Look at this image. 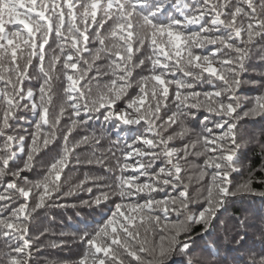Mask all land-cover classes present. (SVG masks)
Segmentation results:
<instances>
[{
  "label": "snow or ice",
  "instance_id": "obj_1",
  "mask_svg": "<svg viewBox=\"0 0 264 264\" xmlns=\"http://www.w3.org/2000/svg\"><path fill=\"white\" fill-rule=\"evenodd\" d=\"M172 8L175 11L169 14ZM259 8L256 0H0V238L7 249L0 264H32L28 224L33 212L48 207L60 192L62 173L76 149L89 140L85 136L70 145L77 125L87 123L80 119L82 113L88 116L104 109L105 122H117L118 130L125 126L135 138L126 143L122 162L117 160L120 175L115 184L81 202L101 206L113 196L120 201L93 232L80 235L85 251L77 264H143V254L149 249L140 229L147 234L146 224L158 226L162 218L167 221L175 213L177 220L161 228L167 235H161L158 249H152L154 264H167L172 255L188 254L193 225H202L207 232L230 199L245 194L264 196L252 188L251 176L235 188L230 179L238 171L239 121L264 116V94L256 96L247 110L237 98L246 62L255 45L264 41V0ZM145 47L149 54L137 60L136 54ZM205 48L208 54L195 51ZM101 60L107 61L103 72L98 64ZM145 66H150L148 74L134 80L136 70ZM33 67L38 72L35 78L42 80L38 95L32 87L25 88V82L34 78ZM58 67L61 71L56 75ZM60 75L66 81L64 103L54 112L53 80ZM102 76L110 77L109 82L93 95L90 81ZM216 81L221 82L219 87ZM205 82L212 90H195ZM134 86L138 91L132 96L129 90ZM120 101L123 108H118ZM169 102L175 111L166 115ZM69 109L71 126L61 133ZM201 110L208 115L199 138L182 149L171 146L175 139L190 134L187 121ZM25 113L37 118L35 122ZM213 116L218 119L209 127ZM142 124L148 126V135H137V126ZM173 125L179 131L167 134ZM59 135L61 151L43 175L36 180L23 175L36 168L40 154L57 143ZM94 142L98 144L99 139ZM190 151L205 157L201 177L210 176L198 212L189 210L193 200L187 185L178 196L169 193L155 199L152 195L181 188L180 162L187 160ZM21 158L22 164L17 163ZM158 161L163 166L156 170ZM141 177L146 180L141 182ZM100 179L85 177L65 195L77 190L91 194L93 188L86 185L91 182L99 188ZM141 194L148 196L143 203L139 202ZM19 198L23 202L13 207ZM259 264H264V257Z\"/></svg>",
  "mask_w": 264,
  "mask_h": 264
},
{
  "label": "trees",
  "instance_id": "obj_2",
  "mask_svg": "<svg viewBox=\"0 0 264 264\" xmlns=\"http://www.w3.org/2000/svg\"><path fill=\"white\" fill-rule=\"evenodd\" d=\"M189 3H191V0H189ZM256 4L259 11L260 0H256ZM174 11V8L170 9L169 14ZM192 30H195V26H192ZM53 47H55V44H53ZM195 51L208 54L209 49H197ZM148 54L149 50L145 47L142 52L136 54V59H142ZM246 63L247 71L243 75L244 83L237 91V98L243 110H247L251 106V101L256 96L264 94V41H260L255 45L252 55ZM98 64L102 72L107 70L106 60H101ZM148 67L150 66H145L142 70L137 69L134 80H139L140 76L148 74ZM30 71L34 78L25 82V88L32 87L38 95L42 80L35 78L38 76L36 67H33ZM60 71L61 69L58 67L56 75H59ZM95 74L94 70L91 75L95 76ZM109 79L108 76H102L99 80H91L89 86L92 88L93 95L104 90V86L109 82ZM84 83V81H81V84ZM220 84L221 82L216 81L218 87ZM64 87H66V81L62 75L59 79L54 78L52 93V110L54 112H58L64 103ZM195 90L198 92L210 91L212 85L207 82L198 84ZM84 91L87 92V88ZM137 91L138 89L135 86L129 90L132 96L136 95ZM123 107L124 102H118V108ZM171 111H175V107L169 102V109L165 114H171ZM104 114V109H101L99 113H90L88 116L81 114L80 119L86 120L87 123L77 125L70 137V145L85 136L89 137V140L76 149L68 167L62 173L60 192L48 202V207L35 210L31 216L27 239L33 242L32 264H77L85 251V245L79 239L80 235L84 232H93L98 224L103 223L104 219L111 214L109 209H114L115 204L120 202L118 197L113 196L101 206H89L81 203L93 199L100 190L107 191L109 185L115 184L117 177L120 175L117 160L122 162V152L127 150L126 143H131L135 138L129 136L125 126L121 125L118 130L116 127L117 122H105ZM24 115L33 123L37 119L32 117L30 113ZM207 115L208 113L201 110L197 113L195 119H189L187 126L191 130L190 134L184 139H175L171 142V146L182 149L185 144L196 141L203 129L202 121ZM216 119L218 118L210 117L208 126L211 127V121ZM21 123L25 128L30 129L27 122L22 121ZM70 126L71 110L69 109L61 122V133ZM137 127V135H148L147 125L142 124ZM175 131H179V129L173 125L167 134H172ZM94 139H99V143H95ZM237 142L240 145L236 164L238 171L233 172L230 177L233 188L246 182L251 176L253 179L252 188L257 193L264 192V183L257 182L264 180V171H262L264 169V116L257 115L241 119L237 129ZM62 145V135H59L58 142L50 145L49 149L40 154L36 168L31 172L23 173V175L30 180L38 179L43 175L51 160L60 153ZM196 150L200 151L201 147L198 145ZM97 160H103V163H97ZM204 160L203 155H196L195 152L190 151L187 160H181L180 162L183 168L181 188L175 192L169 188L165 192L153 193V197L161 199L169 193L178 196L179 190H183V185H187V190L193 200L189 205V210L198 212L203 206V196L207 195L206 189L210 181V176L201 177ZM89 161L92 162L89 163ZM17 163L22 164V158ZM160 166H163V161L157 162L156 170ZM124 174L128 175L129 173ZM85 177L101 178L97 181L100 187L98 188L89 182L86 187L93 188L91 194L86 190H77L73 195H65ZM144 180H146V177L140 178L141 182H144ZM198 196L201 197L199 201L196 199ZM147 198V194H141L139 202L143 203ZM22 202L23 199L19 198L13 202L12 206L17 207ZM32 204H35V197L32 198ZM179 219H183V216H180ZM176 220L177 215L171 213L168 220L165 221L162 218L158 226L146 224L147 234H145L144 228L140 229L141 236L145 237L146 235L148 240L146 247L149 249L143 254V264H154L156 257L152 249H158L161 235H167L166 231L161 232V228L166 223L170 225L171 222ZM191 235L193 239L188 254L177 253L172 255L169 257L167 264H189L190 260L192 264H252L253 260L259 264L261 257H264V196L245 194L230 199L219 210L217 218L207 232H204L202 225H193ZM61 242H63L62 246H52L54 243L60 244ZM5 251H7L5 241L0 238V261L4 260L3 253Z\"/></svg>",
  "mask_w": 264,
  "mask_h": 264
}]
</instances>
